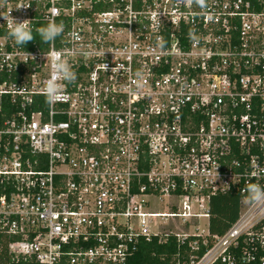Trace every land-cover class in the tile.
<instances>
[{
    "label": "built area",
    "instance_id": "2783aa9c",
    "mask_svg": "<svg viewBox=\"0 0 264 264\" xmlns=\"http://www.w3.org/2000/svg\"><path fill=\"white\" fill-rule=\"evenodd\" d=\"M9 10L35 36L17 45L0 16V250L11 261L130 264L141 241L174 235L207 246L189 264H264V205L246 199L249 183L264 187V0H0ZM51 19L65 30L50 45L36 29ZM53 50L76 80L49 105ZM229 192L239 217L213 234L212 197ZM171 219L190 228L167 229Z\"/></svg>",
    "mask_w": 264,
    "mask_h": 264
},
{
    "label": "clouds",
    "instance_id": "9594fccd",
    "mask_svg": "<svg viewBox=\"0 0 264 264\" xmlns=\"http://www.w3.org/2000/svg\"><path fill=\"white\" fill-rule=\"evenodd\" d=\"M186 3H196L201 8L206 7V0H185ZM30 5H19L16 9L21 7H29ZM9 10L8 15L4 16L3 19L7 22L8 36L15 41L17 45L25 46L29 42L34 41L35 36L33 35V30L30 26V20L24 19L22 21H17L12 18ZM8 17H11L9 19ZM131 23V21L129 22ZM65 25L63 22L57 23L55 19L49 20L44 26L36 29L40 40L43 43L53 44L57 37L64 33ZM191 35V34H190ZM30 55V54H29ZM44 58L50 65L51 74L44 81V95L46 97V102L49 105L55 104L57 101L62 99V94L65 90V82L73 83L76 80V73L72 71V68L68 61L65 59V53L61 51H51L50 54H43ZM104 55V53H103ZM35 59V57H33ZM105 70H107V65H104ZM115 68L112 69V71ZM136 85L135 91H139L144 87L143 80L144 75L142 71H137L136 74ZM247 201L254 205H264V187L257 183H249L246 186Z\"/></svg>",
    "mask_w": 264,
    "mask_h": 264
},
{
    "label": "trees",
    "instance_id": "16d2710c",
    "mask_svg": "<svg viewBox=\"0 0 264 264\" xmlns=\"http://www.w3.org/2000/svg\"><path fill=\"white\" fill-rule=\"evenodd\" d=\"M241 209L240 194L229 192L212 197L211 217L209 228L213 234L221 235L239 217ZM190 239L184 243L176 236H169L167 241L160 242L158 237L152 240H143L139 244L138 252L131 258L130 264H189L190 257H201L207 250V246L201 245L199 250H192L188 246ZM0 264H39L34 261H11L9 253L0 250Z\"/></svg>",
    "mask_w": 264,
    "mask_h": 264
},
{
    "label": "rangeland",
    "instance_id": "374dc122",
    "mask_svg": "<svg viewBox=\"0 0 264 264\" xmlns=\"http://www.w3.org/2000/svg\"><path fill=\"white\" fill-rule=\"evenodd\" d=\"M163 200V202H165L166 200L165 199H162ZM163 202H162V204H163ZM156 210L157 211H159V212H161V213H163V212H167L168 211V209L166 208V206L165 205H159V206H157V208H156ZM172 221H170L169 223H168V225H167V229H172V230H178V231H181V230H186V229H189L190 228V226L188 225H186V226H184L183 225V223L181 222V221H178V220H174L173 221V219H171ZM207 219L206 218H203L201 221H200V225H201V227L202 228H206L207 227Z\"/></svg>",
    "mask_w": 264,
    "mask_h": 264
}]
</instances>
